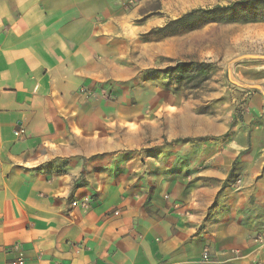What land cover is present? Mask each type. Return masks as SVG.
<instances>
[{"label": "crops", "instance_id": "0c3cea01", "mask_svg": "<svg viewBox=\"0 0 264 264\" xmlns=\"http://www.w3.org/2000/svg\"><path fill=\"white\" fill-rule=\"evenodd\" d=\"M126 1L0 0V264H264V65L244 115L261 123L177 190L150 147L170 128L128 141L89 97L139 73L105 54ZM177 119L176 142L212 130Z\"/></svg>", "mask_w": 264, "mask_h": 264}, {"label": "rangeland", "instance_id": "374dc122", "mask_svg": "<svg viewBox=\"0 0 264 264\" xmlns=\"http://www.w3.org/2000/svg\"><path fill=\"white\" fill-rule=\"evenodd\" d=\"M234 1L139 0L135 5L126 1L125 13L111 31L116 40L108 37L104 42L107 56L123 57L122 65L135 64L140 70L132 78L120 77L91 89L89 97L103 102L109 122L123 123V138L128 141L135 137L134 129L146 133L150 126L162 131L170 128V134L150 147L159 155L160 170L155 174H163L177 190L189 186L187 181L210 180L204 172L210 149L221 151L231 139L239 145L249 127L261 123L262 115L250 124L244 115L251 96L258 92L252 85L260 74L247 66L252 62L264 65V20L229 16L171 34L159 29L193 9ZM178 64L193 73L204 68L208 78L201 75L190 80L175 71L166 72ZM216 112L218 116H211ZM180 116L186 120L203 117V127L208 123L212 130L204 129L203 135L192 136L191 141L176 142ZM227 116L232 120L229 130L224 126ZM109 127L113 126H108V132ZM233 180L240 183L239 178Z\"/></svg>", "mask_w": 264, "mask_h": 264}, {"label": "trees", "instance_id": "16d2710c", "mask_svg": "<svg viewBox=\"0 0 264 264\" xmlns=\"http://www.w3.org/2000/svg\"><path fill=\"white\" fill-rule=\"evenodd\" d=\"M229 16L234 20H264V0H237L228 4L200 7L169 21L159 30L164 34H171L180 30L196 28L206 21H221ZM171 71H175L178 75L190 80L201 75L204 76V79H207L209 74L204 68L198 69L196 73L186 71L181 64L166 69L167 73Z\"/></svg>", "mask_w": 264, "mask_h": 264}, {"label": "built area", "instance_id": "2783aa9c", "mask_svg": "<svg viewBox=\"0 0 264 264\" xmlns=\"http://www.w3.org/2000/svg\"><path fill=\"white\" fill-rule=\"evenodd\" d=\"M139 0H127V4L129 5H135ZM85 91V90H84ZM26 134V130L24 127L20 126L15 130V135L19 138L24 137V135ZM213 258L212 252L210 251L209 247L204 248L201 258H200V262L201 263H206V262H210ZM25 261L22 259H18V260H14L12 261V264H24Z\"/></svg>", "mask_w": 264, "mask_h": 264}, {"label": "water", "instance_id": "95a60500", "mask_svg": "<svg viewBox=\"0 0 264 264\" xmlns=\"http://www.w3.org/2000/svg\"><path fill=\"white\" fill-rule=\"evenodd\" d=\"M262 58H264V56ZM252 87L261 88L259 85H252Z\"/></svg>", "mask_w": 264, "mask_h": 264}]
</instances>
